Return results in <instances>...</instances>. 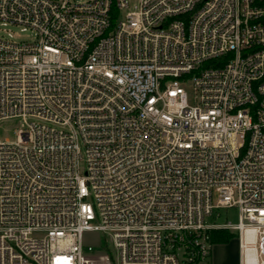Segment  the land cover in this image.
<instances>
[{"label": "built area", "instance_id": "built-area-1", "mask_svg": "<svg viewBox=\"0 0 264 264\" xmlns=\"http://www.w3.org/2000/svg\"><path fill=\"white\" fill-rule=\"evenodd\" d=\"M0 21L35 34L0 37V264H213L222 229L264 264V0H0Z\"/></svg>", "mask_w": 264, "mask_h": 264}, {"label": "rangeland", "instance_id": "rangeland-1", "mask_svg": "<svg viewBox=\"0 0 264 264\" xmlns=\"http://www.w3.org/2000/svg\"><path fill=\"white\" fill-rule=\"evenodd\" d=\"M79 2H86L88 0H78ZM138 2V0H130L131 6L135 5ZM0 37H4L7 39H11L14 42H33L35 40V34L31 32L30 30H23L21 26L16 25H10V24H3L2 21H0ZM191 103H194V100L196 98V94L193 91V86L191 83H188L185 86ZM20 128V122L18 120H11V121H5L0 123V140L1 141H14L16 140V130ZM221 214V217L216 219V222L218 223H225L227 221H230L232 224H236L238 222V214L236 209H230V210H221L219 212ZM235 240L233 243L227 247L224 252H226V255H222L221 252H223L222 248L216 247L214 250V255L219 254L220 258V264H239V246H238V240L234 238ZM83 243L85 246V253H87L88 247L92 246L96 250L97 253L100 255L102 254H108V250L111 252V248H106V241H105V235L99 231L89 230L85 231L83 233ZM219 250V251H218ZM218 251V253H217ZM112 264H114L113 259Z\"/></svg>", "mask_w": 264, "mask_h": 264}, {"label": "trees", "instance_id": "trees-1", "mask_svg": "<svg viewBox=\"0 0 264 264\" xmlns=\"http://www.w3.org/2000/svg\"><path fill=\"white\" fill-rule=\"evenodd\" d=\"M235 237L236 234L229 230L222 229L211 232V241L214 244H228Z\"/></svg>", "mask_w": 264, "mask_h": 264}, {"label": "bare ground", "instance_id": "bare-ground-1", "mask_svg": "<svg viewBox=\"0 0 264 264\" xmlns=\"http://www.w3.org/2000/svg\"><path fill=\"white\" fill-rule=\"evenodd\" d=\"M256 238V232L254 229H249L247 231V240L248 242H253ZM245 257H247V261L249 264H257L256 254L253 250V247H247L244 252Z\"/></svg>", "mask_w": 264, "mask_h": 264}, {"label": "crops", "instance_id": "crops-1", "mask_svg": "<svg viewBox=\"0 0 264 264\" xmlns=\"http://www.w3.org/2000/svg\"><path fill=\"white\" fill-rule=\"evenodd\" d=\"M235 239H232L228 244H215V247H214V250H215V248L216 247H220V248H222L223 250V252H221L220 251V253H222V255L224 256V255H226V252H224V250L227 248V247H229L232 243H233V241H234ZM219 251V250H218ZM218 251H217V253H218ZM219 258H220V256H219V254H217V255H214L213 254V264H220V260H219Z\"/></svg>", "mask_w": 264, "mask_h": 264}]
</instances>
